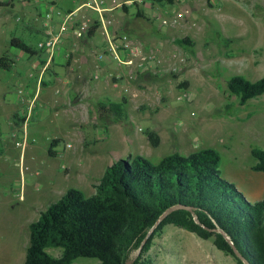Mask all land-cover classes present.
Here are the masks:
<instances>
[{"label": "rangeland", "instance_id": "374dc122", "mask_svg": "<svg viewBox=\"0 0 264 264\" xmlns=\"http://www.w3.org/2000/svg\"><path fill=\"white\" fill-rule=\"evenodd\" d=\"M13 3L12 7L0 4V53L5 50L14 59L11 70L0 67V101L3 102L1 80L17 77L13 69L22 73L27 63L26 53L10 45L9 38L21 37L31 45L40 38L36 34L29 37L21 28L22 20H17L15 11L21 1L13 0ZM135 7L142 9L147 18H138L134 26L145 29L150 35L147 46L161 47L160 53L166 58L163 67L172 63L173 54L182 55L184 61L174 71L159 67L149 75L136 73L129 85L134 94H130L124 105L125 115L120 121L109 124L107 119L97 116L94 127L79 128L69 117L60 120L55 130L73 122L74 130L81 129L83 133V140L79 135L72 136L70 156L83 158L88 178L97 180L107 164L128 155L138 154L155 163L171 149L186 151L193 144L212 147L219 154L221 176L232 181L248 200H256L257 197L250 194L252 182L247 180L253 161L249 148L264 147V92L238 104L236 97L227 91L225 80L233 73L249 80L264 74V0H175L172 4L150 3L149 0L144 4V0H136ZM174 15L177 16L173 20ZM133 30L136 33V29ZM141 34L135 37L142 38ZM182 35L189 37L190 45L174 41ZM181 89L187 93L175 100V94ZM8 94H13L12 88L5 97ZM93 102H90V111L96 110L97 102ZM171 102L181 105L172 107ZM6 105L0 102L1 108ZM169 118L171 123L166 121ZM12 126L0 116V264H22L28 221L35 219L40 210L59 196L47 192L30 203L18 200L19 169L25 171L30 184L34 178L31 170L23 169L22 161L18 160L25 135ZM49 128L52 127L47 130ZM148 128H156L158 132L156 145H152L144 133ZM132 129L138 134L130 140L125 134L129 135ZM192 133L196 136L194 140ZM61 157L62 153L58 155L62 170ZM65 183L84 195L90 194L88 187L76 185L72 176ZM151 241L147 254L153 264H237L230 254L216 248L210 238H201L173 224H165ZM45 249L53 255L60 252L57 246ZM136 253L137 249L132 250L130 257ZM96 261L95 257L78 256L71 263L94 264Z\"/></svg>", "mask_w": 264, "mask_h": 264}, {"label": "trees", "instance_id": "16d2710c", "mask_svg": "<svg viewBox=\"0 0 264 264\" xmlns=\"http://www.w3.org/2000/svg\"><path fill=\"white\" fill-rule=\"evenodd\" d=\"M175 0H149L172 4ZM11 0L0 2L10 5ZM136 16L147 18L142 10ZM98 21L93 20L85 34L91 35ZM180 44H191L187 35L174 38ZM9 44L23 52H34L21 37L11 36ZM14 59L3 50L0 67L9 70ZM226 89L238 104L264 92V74L249 80L233 73L225 80ZM124 98L120 101H98V115L111 113L117 119L125 115ZM152 145L159 137L144 129ZM253 159L249 167L264 172V147L250 146ZM219 154L212 147H201L181 154L174 150L162 155L157 162L134 154L107 164L93 191L84 195L70 186L28 222V240L22 264H72L78 256L95 257L94 264H153L147 250L152 237L165 224H173L210 238L218 249L237 257L228 241L237 248L247 264H264V194L250 201L235 186L221 176ZM168 210L158 218L166 208ZM220 228L223 232L213 230ZM227 236V238L225 237ZM48 246L60 247L56 255ZM135 256L130 257L132 250Z\"/></svg>", "mask_w": 264, "mask_h": 264}, {"label": "crops", "instance_id": "0c3cea01", "mask_svg": "<svg viewBox=\"0 0 264 264\" xmlns=\"http://www.w3.org/2000/svg\"><path fill=\"white\" fill-rule=\"evenodd\" d=\"M2 1L5 0H0V2ZM11 1L12 7L14 3L13 0ZM20 1L21 3L15 11L17 20H22L20 21L21 28L26 31L29 37L36 34L40 38L36 40L35 45L26 42L31 45L34 52L31 54L25 52L27 63H25L23 72L20 73L13 69L17 77L9 76L1 80L3 83L2 98L5 101L0 102L9 106L0 107V112H2L0 116L6 124L19 128L25 135V143L22 151L18 154V160L20 159L28 166L26 170H31L32 178H34L30 184L25 171L19 169L20 194L18 200L30 203L43 197L47 192H55L60 196L69 187L65 181L71 176L76 185L88 187L91 193L94 189L93 185L98 179L88 178L87 164H83V158L76 159L70 156L72 136L79 135L81 140L84 139L81 129L74 130L75 127L72 123H77L79 128L86 125L94 127L97 116L107 119L109 124L120 121L111 113L98 115L92 106L93 110L90 111L91 100L96 103L107 100L120 101L121 98H124V108L130 99V94H134L130 91L129 85L135 74L144 76L149 75L155 69L158 70L159 67L165 69L168 67V65L163 67V61L166 58L160 53L156 61L139 65L127 64L122 62L126 57V52L121 49L118 50V58L121 61L110 53L101 58L95 57L94 51L104 46L107 34L109 36H131L138 39L142 45L150 43L148 41L150 35L146 30L134 26V23L139 20L138 18L144 19V17L135 15V12L140 9L135 7L136 0ZM143 15L147 17L145 14ZM101 17L110 19L106 30L102 25ZM93 20H97L98 24L91 35L84 33L82 36H76L73 33L72 27L77 23L85 21L90 24ZM133 28L136 29L137 34L132 32ZM58 30H60L59 37L51 51L37 46L38 41ZM140 32L146 37H135V35L140 36ZM147 45L144 47H148ZM12 67L13 65L10 70ZM10 88H12L13 94H8L5 97V93H8ZM30 101L31 107L26 112ZM173 102L170 103L172 107L181 105L180 103L172 104ZM91 105L93 104L91 103ZM68 117L70 120L73 119V122L61 126L58 131L55 130L56 126H60L59 121L66 120ZM166 121L171 123L170 118ZM159 122L163 123L161 120ZM104 123L102 122V126ZM48 127L52 128L47 130ZM148 129L158 134L156 128ZM104 130L106 131V128ZM137 134L136 130L132 129V132L129 135L126 133L125 136L131 140ZM194 134L191 135L193 140L196 139ZM66 141L71 143L67 149L62 145ZM192 146L186 151L176 148L171 149L170 152L176 150L181 154H186L201 148L196 144ZM60 153L64 160V163L61 164L62 170L58 160ZM252 171L248 172L250 177L247 179L252 182L250 188L253 191L250 194L260 198L264 194V172L252 173Z\"/></svg>", "mask_w": 264, "mask_h": 264}, {"label": "built area", "instance_id": "2783aa9c", "mask_svg": "<svg viewBox=\"0 0 264 264\" xmlns=\"http://www.w3.org/2000/svg\"><path fill=\"white\" fill-rule=\"evenodd\" d=\"M176 16L177 15H174L173 20L176 18ZM101 22L104 27V30H106V25L110 22V19L101 17ZM88 25L89 23L85 21L79 22L72 27V31L76 36H82L86 32ZM60 30H58L53 34H49L45 36L43 39L37 42V46L46 48L47 50L51 51L57 42ZM120 49L126 52V57L125 59L122 60V62L127 64L135 63L137 65L143 64L145 62L156 61L158 59V55L161 52V47L159 45H151L148 46L147 48L144 47L138 40L134 39L131 36H127V35L109 36L107 34L106 43L101 49L94 51V54L96 58H101L105 54L110 53L112 56H114V58L120 60L118 58V50ZM173 55L175 59L168 66V69L171 71L176 70L178 64H181L184 61V57L182 55H178V54H173ZM186 93L187 92L185 91V89H181L175 94V97L176 99H181L185 96ZM30 107H31V101L29 102V106L28 109H26V112L30 109ZM70 145L71 143L66 141L64 142L63 147L67 149L68 147H70ZM22 167L23 169L28 168V166L23 163H22ZM35 172L38 173V171Z\"/></svg>", "mask_w": 264, "mask_h": 264}, {"label": "water", "instance_id": "95a60500", "mask_svg": "<svg viewBox=\"0 0 264 264\" xmlns=\"http://www.w3.org/2000/svg\"><path fill=\"white\" fill-rule=\"evenodd\" d=\"M176 206H178V205H172V206L166 208L164 211H162V213H160V215L158 216V218H161V217L165 214V212H167V211L170 210V209L175 208ZM213 230H218V231L221 232V233L223 232V231H222L220 228H218V227H213ZM225 237L227 238V236H225ZM228 242L230 243V246H231V249H232L233 253H234L237 257H239V258L242 260V262H243L244 264H247V261L245 260V258L239 253V251H238L237 248L231 243V241H228ZM130 260H131V258L125 260L124 264H130Z\"/></svg>", "mask_w": 264, "mask_h": 264}]
</instances>
